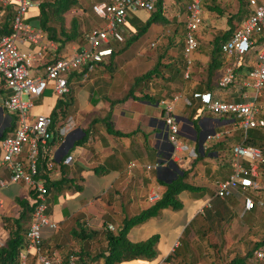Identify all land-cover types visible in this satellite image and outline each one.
<instances>
[{"label":"crops","instance_id":"obj_1","mask_svg":"<svg viewBox=\"0 0 264 264\" xmlns=\"http://www.w3.org/2000/svg\"><path fill=\"white\" fill-rule=\"evenodd\" d=\"M37 12L27 14L29 22L38 21L35 18L38 16ZM207 16L208 13L206 12L205 16L203 8V22ZM32 17L35 19H31ZM132 18L133 16L127 19L123 27L124 32L125 27L129 31H135V26L130 22ZM207 24L206 21V26ZM159 25L155 27L156 32L162 30ZM203 25L202 23L198 32L199 47L192 55L193 64L187 79L183 76L186 67L185 63L183 64V38L178 37L174 43L181 44L180 51L174 52L173 48H170L164 53H156L155 57L144 49L127 53L122 58L116 57L122 50L121 45L117 46L116 42V46L111 44L113 52L110 57L94 65L85 80H82L83 71L70 75L72 99L67 109L72 111L76 120V127L69 134L71 140L68 145L72 143L69 148L72 150L58 151L60 147L56 146L52 154L56 164L57 160L64 158L63 164L68 166V178L71 182L69 185L64 183V187L57 191L52 190L47 195L46 213L58 223L56 231H42V246L50 256L65 260L70 250H73L77 255L83 253L82 260L87 264H103L101 258L92 262L86 259H90L105 247L102 233L116 231L123 219L148 209L153 204L148 201V195L157 191L161 197L165 185L180 177L185 183L198 189L180 192L178 200L181 202V208L161 210L157 216L130 228L127 239L130 242H140L157 235L155 264H182L178 257L166 260L181 239L191 252L194 251L196 240L193 235L201 236L202 230L192 220L195 215L203 213L202 208L213 198L217 183L230 175L232 147L241 144L245 138L243 130L232 117L211 114L195 99H192V105L188 106L189 97L198 91L197 87L204 78L211 50L213 36L210 40L206 37V45L200 40ZM165 40L164 48H168L170 41ZM159 44L162 47V42ZM25 48L26 46L22 49L26 50ZM72 48L76 47L72 46L67 52H71ZM158 56H162L160 63L165 67L143 82L135 83L136 79L153 68ZM174 61L175 64L172 63ZM248 70L249 67L241 69L243 73ZM218 71L219 69L216 78ZM215 92V98L241 102V89L238 86L233 85L226 90L216 89ZM175 95L181 96L174 108L180 126L179 138L182 143L196 150L195 159L188 158L180 149L172 148L160 134L159 128L164 117L160 101L171 100ZM42 97L36 101L42 100ZM54 98L56 100V96ZM33 109L32 114L47 115ZM261 113L264 114V111ZM105 117H109L112 129L121 135H114L106 130L102 121ZM92 121L95 123L90 127ZM12 127V117L5 111H0V137L6 136ZM85 130L86 141L76 143L84 137ZM130 163L134 164L131 168ZM155 163L160 166L146 170V166ZM49 176L54 181L60 179L57 165L50 171ZM19 199L34 204V197L22 184H10L0 192V246L7 237L2 218H15L19 214ZM217 200L220 199L213 198L210 207L203 210L204 213L212 210ZM223 213H227L235 224L237 221L241 222L243 212L239 198L237 197L235 206L229 207V210L225 209ZM108 225H112L114 229L108 230ZM225 225L224 234L227 230ZM82 231L89 235L87 240L79 238ZM204 241L206 244V240ZM146 262L153 264L139 260L121 264ZM28 264L37 263L29 256Z\"/></svg>","mask_w":264,"mask_h":264},{"label":"built area","instance_id":"obj_2","mask_svg":"<svg viewBox=\"0 0 264 264\" xmlns=\"http://www.w3.org/2000/svg\"><path fill=\"white\" fill-rule=\"evenodd\" d=\"M156 1L109 0L94 3L92 13L102 21V25L84 35L85 47L72 48L71 52L47 59L48 51L54 53L56 46L27 18L29 10L38 8L39 0H0V109L13 121L12 130L0 140V192L10 184H22L35 195L33 212L25 232V247L18 252L15 264H28L29 256L37 264H77L78 260L74 254L60 260L43 250L42 231H56L58 223L46 213L47 192L42 179L37 177L40 158L46 159L48 170L54 168L53 147L65 144L76 127V120L69 115L63 121L54 122L50 115L32 114L34 101L42 97L46 90L56 97L68 95L71 91L70 75L87 67L82 74V80H85L94 65L110 57L112 42H124L123 27L127 19L140 10L154 12ZM205 2L187 0L184 8L185 79L190 74L192 55L199 46L198 32L203 23ZM245 7L247 16L220 45L223 60L216 79V85L221 90L237 83L241 89V102L215 98L209 92L199 95L205 111L232 117L244 136L252 128L264 127V119L259 118L257 107V99L264 91V0H245ZM7 12L9 20L4 28L3 19ZM2 29L7 32L1 33ZM25 46L26 50H23ZM244 67H249L245 73L241 71ZM180 98V95H175L171 100L160 101L167 127V142L174 149L185 152L188 158L195 159L196 150L179 138L180 126L174 108ZM262 163L264 159L259 149L242 144L233 146L229 162L231 173L217 183L213 198L223 200L239 195L243 214L255 209V197L260 188L256 170ZM133 165L130 163L129 168ZM158 166L159 163L148 165L146 170ZM147 198L154 203L160 199V194L153 191ZM213 198L207 201L201 212L210 207ZM107 229L114 228L108 225ZM251 262L264 264V248L253 251Z\"/></svg>","mask_w":264,"mask_h":264},{"label":"trees","instance_id":"obj_3","mask_svg":"<svg viewBox=\"0 0 264 264\" xmlns=\"http://www.w3.org/2000/svg\"><path fill=\"white\" fill-rule=\"evenodd\" d=\"M103 1L109 2V0H95L93 4L100 3ZM237 2L238 8L236 12L230 14L226 19V28L224 30L217 31L213 35L211 41V50L209 52V60L205 67L204 78L201 80L200 86L197 87L198 91L193 92L191 94V97H189L190 100L188 99V106L192 105V99L198 100L202 105L201 99L199 97L200 94L209 92L213 95L216 93L215 90L219 89L216 85V72L218 69H220L223 60L222 54L220 52V45L229 38L236 25H238L247 16L245 0H237ZM79 5V0H46L41 2L38 6V21L34 22L33 20L32 25L43 31L48 41H51L55 45H57L56 51L54 52L55 58L66 54L69 45L71 43H76L81 37L80 22L78 18L72 17L69 21L68 26L65 25V14L68 11L79 7ZM204 5L208 4L204 3L203 7ZM206 9L220 13V11H218V9L214 6H207ZM8 20L9 13L7 12L5 18L3 19L4 28L5 23H7ZM130 22L135 26V33L132 35V37L127 39L126 43H129L133 39H136L140 34L144 33L152 24H164L167 22L166 19L163 17V0L156 1L155 11L149 13V16L145 20L142 21L139 18L133 16V18L130 19ZM54 23H56V25ZM180 29L182 30L181 25ZM5 31L6 30L2 29L1 33H4ZM173 44L175 43L170 40V45H168V48L172 47ZM168 48H164L162 53L166 52ZM161 59L162 56H158L157 62L155 63L153 68L140 78L136 79L135 83H137L138 81L143 82L146 78H149L154 75L156 71L161 70L163 67H165L163 64L160 63ZM172 63L175 64V61ZM184 63L185 60L183 64ZM171 67H173V65H171ZM182 67L183 65L181 66V68ZM86 68L87 67L83 68L82 71L85 72ZM177 72H179V69L177 70ZM233 85L238 86L237 83H234ZM68 95H71V92ZM64 97H57L56 99V103L50 114V117L54 122L62 119L64 113L68 110L67 108L71 105V103L65 100ZM110 105H112V103H110ZM261 111L259 110L258 116L259 118L264 119V114H262ZM102 121L108 132L118 136L121 135L120 132L114 131L112 129V126L109 122V117H105ZM93 123H95V121H92L90 123V127L93 126ZM261 129L262 128L258 127L248 130L241 144L245 146L255 147L259 149L261 153L264 152V132ZM84 133V137L76 143L81 144L86 141L87 130H85ZM2 138L3 137H0V140ZM63 159L56 164L60 170V179L57 181H54L50 178L49 173L51 170H48L45 166L46 159H39L37 177L42 179L47 195H49L52 190L57 191L61 187H64V183H66V185H69L71 182V179L68 178L70 174L68 166L63 164ZM196 189H198V187L185 183L182 177L177 178L169 184H166L165 191L160 197V199L154 202L148 209L139 212L137 215L131 218L123 219L121 226L116 231H104L102 234L103 241H105L106 243L105 247H103L100 252H98L90 259H88V257H86V259L92 262L95 259L101 258L103 259V264H121L123 262H130L133 260L151 261L157 256L156 244L158 241V236L153 235L147 238L146 240L140 242H130L127 239V233L129 229L146 222L152 217L157 216L159 212L163 209L170 208L172 210H177L181 208V202L178 200V194L182 191H193ZM29 194H31V196L35 198V195L32 191H29ZM236 196L240 200L239 195H235V197ZM237 197L234 200L237 201ZM234 200H231L229 197L223 200H217L212 210H207L205 213L203 211L202 214L204 215L197 214L192 220V222L200 226V229L202 230L201 237L206 240V244L208 245V247L214 249L215 252H219V246L221 245V243H223V225L229 223L232 220L231 217L227 216V213H223V211L225 209L229 210V207L232 208L233 206H235L237 202ZM259 202L260 201L258 200L255 202L256 208L260 204ZM17 204L20 206L21 211L15 218H2L3 227L5 230H7V237L4 243L0 246V264H15L17 261L18 252L24 249L25 247V232L28 228V224L31 219L34 204H30L28 201L20 199L17 200ZM256 208L252 211L245 212L243 214L242 219L247 220V222L250 223L247 228L248 230L252 229L251 220L253 219L252 216ZM217 236L220 237V243L218 245V248H216L215 246L216 243H212V241L210 240L211 237ZM88 237L89 235L87 236L82 231L79 238L81 240H87ZM259 248H264V240L253 243L251 248L243 256H234L227 263L222 262L217 257L216 259H213L212 264H252V253L255 249ZM43 250L45 251V249ZM69 254H74L78 257L77 264H87L82 260L83 253L82 255H77L76 252H71ZM84 256L87 255L84 254ZM177 257L180 258L182 264H194V261H189L190 259H192V252L190 251L187 245H184L182 239L180 240L179 245L174 248L173 252L170 254L169 257L166 258V260H171Z\"/></svg>","mask_w":264,"mask_h":264},{"label":"rangeland","instance_id":"obj_4","mask_svg":"<svg viewBox=\"0 0 264 264\" xmlns=\"http://www.w3.org/2000/svg\"><path fill=\"white\" fill-rule=\"evenodd\" d=\"M46 1V0H39V3ZM95 0H79V7H76L65 14V25L68 26L69 21L72 17L78 18L80 22V32L81 37L76 43H71L70 46L78 47L82 46L85 47L86 42L84 35L88 33L91 29L97 28L101 26L102 21L96 17L93 13H91V6ZM187 0H165L163 5V17L166 19V23L164 24H155V26H150L144 33L140 34L136 39H133L129 43H126L127 39L132 37L134 30L129 31L125 27L124 32V42L123 43H116L112 42V46H120L122 50L116 54V57L122 58L127 53H136L141 49H144L147 52L152 53V57L156 53H162L165 47V39L172 40L173 42L176 41V37L182 39L183 33V23H184V8L186 6ZM208 5H204L205 16L206 12L208 13L207 18H204L203 22V29L201 30L200 40L202 44L206 45V37L210 40V38L219 30H224L226 28V19L230 14L236 12L238 8L237 0H209L207 1ZM207 6H214L220 11L217 13L213 10H207ZM38 8H34L29 10V13L37 12ZM38 14V12H37ZM135 16L140 20H145L149 13L143 10L137 11ZM38 19V16L35 17ZM32 17L31 19H35ZM206 21L208 22L206 26ZM33 21H30L32 25ZM56 25V23H54ZM159 25L160 31L156 32V28ZM180 25L182 30L180 29ZM175 38V39H174ZM167 41V40H165ZM153 42L154 46H151L150 43ZM162 42V47L159 43ZM180 44H173L172 47L174 52L180 51L179 46ZM57 47V45H55ZM204 46V45H203ZM69 47L68 49H71ZM124 47V49H123ZM118 48V47H117ZM121 49V48H120ZM119 50V49H118ZM144 51V52H145ZM54 53L53 51H48L47 59L53 58ZM155 57V56H154ZM257 100L259 110H264V93L261 94ZM65 100L71 103L72 94L66 95L64 97ZM63 98V99H64ZM25 99V98H24ZM57 99V97H56ZM56 100L54 95L51 91L46 90L42 100L34 101V111L42 112L44 114L50 115L52 112V106L55 105ZM261 106V107H260ZM69 111V112H68ZM64 113L62 119L59 121H63L67 116L72 115V111L68 110ZM264 132V128L261 129ZM66 145L64 144L58 151H65ZM56 146L53 147V151L55 150ZM262 156L264 159V152H262ZM258 174V183H259V190L257 192V196L255 197V201H260L258 207L254 211L252 222V229L248 230V225L250 223L247 220L242 219V221H237L236 224L231 221L226 223L224 236H222L223 243L219 246V252H215L214 249L208 248L205 244L204 239L201 236L193 235V239L196 240L193 246L194 251L192 252V259L189 261H194V264H212L213 259L217 257L224 263H227L232 259L234 256H243L252 246L253 243L259 242L264 240V163L259 165L256 170ZM231 200H234V197H229ZM236 201V200H234ZM237 202V201H236ZM228 224V225H227ZM220 237H211L210 240L212 243H216L215 246L218 248L220 243ZM75 252L70 250L69 253ZM35 261V260H34ZM153 264L157 262V256L149 261ZM143 264H148L143 263ZM175 264V263H174ZM179 264V263H177ZM189 264V263H188Z\"/></svg>","mask_w":264,"mask_h":264},{"label":"water","instance_id":"obj_5","mask_svg":"<svg viewBox=\"0 0 264 264\" xmlns=\"http://www.w3.org/2000/svg\"><path fill=\"white\" fill-rule=\"evenodd\" d=\"M0 111H2L1 109H0ZM160 129V134H161V137L165 140V141H167V127H166V125H165V123H164V121H161V127L159 128ZM67 147H66V150L65 151H68L69 150V148H71L72 147V143H70L69 145H66ZM62 147V146H61ZM60 147V148H61ZM172 147V146H171ZM173 148V147H172ZM58 162H59V160H57Z\"/></svg>","mask_w":264,"mask_h":264},{"label":"flooded vegetation","instance_id":"obj_6","mask_svg":"<svg viewBox=\"0 0 264 264\" xmlns=\"http://www.w3.org/2000/svg\"><path fill=\"white\" fill-rule=\"evenodd\" d=\"M71 140V136H68L65 141V145H68V142Z\"/></svg>","mask_w":264,"mask_h":264}]
</instances>
